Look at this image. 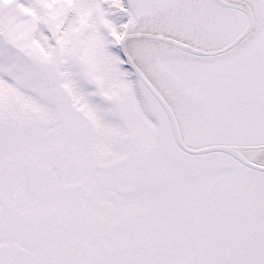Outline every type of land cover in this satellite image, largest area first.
<instances>
[{"label": "snow or ice", "instance_id": "6c2138e0", "mask_svg": "<svg viewBox=\"0 0 264 264\" xmlns=\"http://www.w3.org/2000/svg\"><path fill=\"white\" fill-rule=\"evenodd\" d=\"M0 264H264V0H0Z\"/></svg>", "mask_w": 264, "mask_h": 264}]
</instances>
